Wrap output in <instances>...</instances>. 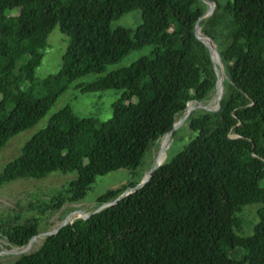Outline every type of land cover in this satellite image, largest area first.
I'll use <instances>...</instances> for the list:
<instances>
[{
	"label": "trees",
	"instance_id": "1",
	"mask_svg": "<svg viewBox=\"0 0 264 264\" xmlns=\"http://www.w3.org/2000/svg\"><path fill=\"white\" fill-rule=\"evenodd\" d=\"M206 8L200 0H0V148L34 126L73 80L152 47L129 66L76 85L81 92L121 89L109 119L61 108L4 165L0 184L75 171L45 204L58 209L83 199L95 176L138 166L186 104L214 89L209 51L193 30ZM133 9L141 13L136 28L111 27ZM198 25L223 66L220 107L188 114L195 135L147 182L9 264H264V0H215ZM55 26L67 45L60 69L40 81L47 93L36 97L31 83ZM140 178L105 191L97 205ZM254 203L257 220L244 233L239 213ZM0 231L23 247L38 226L33 220Z\"/></svg>",
	"mask_w": 264,
	"mask_h": 264
},
{
	"label": "rangeland",
	"instance_id": "2",
	"mask_svg": "<svg viewBox=\"0 0 264 264\" xmlns=\"http://www.w3.org/2000/svg\"><path fill=\"white\" fill-rule=\"evenodd\" d=\"M206 7L205 0H200ZM225 2L226 0H219ZM215 7V6H214ZM214 9V8H213ZM141 22V13L139 9H133L111 21V27H126L130 29L136 28ZM68 37L62 33L58 26H55L48 34L46 45L41 49L42 57L39 65L35 69V80L31 83L33 92L36 97L44 96L47 93L45 87L40 81L50 74L56 73L61 67V56L66 48ZM214 43V42H213ZM151 45H145L139 49L131 50L117 62L108 64L101 73H90L70 82L67 88L57 97L56 101L47 110L42 118L32 126L18 134L12 136L0 148V171L4 165L11 159L15 158L21 152L24 142L38 129L44 127L49 117L65 106H69L72 111L83 117H93L99 121H105L112 116V103L115 102L121 93V89H106L90 92H81L76 87L79 83H89L99 77L105 76L109 72L129 66L139 57L150 55ZM26 56L18 61V65L24 62ZM225 75H223V79ZM29 85L26 83L25 86ZM223 86V85H222ZM215 88L209 93L207 98L202 102L190 101L194 105L189 113L195 111H212L205 109L206 107H218V101L215 99ZM212 108V109H213ZM184 111L176 115L179 120ZM187 118L175 129L176 136L170 139L168 148L164 151L165 158L171 157L195 135L186 126ZM174 129V130H175ZM164 136L160 137L149 146L144 152L141 162L136 167H122L109 171L102 175H97L90 184L83 199L77 202H64L58 209H50L45 204L50 201L54 195L61 192L69 180L76 176L75 171L62 173L61 171H53L44 178H17L15 180L0 184V227H7L15 223H23L36 220L38 232L54 230L62 220L67 216V222L81 217L79 210L85 214L91 213L97 205V197L109 189L119 187L128 181H137L142 179L149 172V169L157 155V150ZM161 140V141H160ZM163 160V161H164ZM257 203L247 205L239 213L241 219V229L244 233L251 231V226L257 220L256 209ZM43 234L37 235L30 249L27 252L38 248L41 243ZM23 247L14 246L7 241L0 231V263L9 264L13 262L21 253Z\"/></svg>",
	"mask_w": 264,
	"mask_h": 264
},
{
	"label": "water",
	"instance_id": "3",
	"mask_svg": "<svg viewBox=\"0 0 264 264\" xmlns=\"http://www.w3.org/2000/svg\"><path fill=\"white\" fill-rule=\"evenodd\" d=\"M215 6V0H210L209 1V4L207 6V8L205 9V11L200 15V17L198 18V20L195 22L194 26H193V30H194V33H195V36L207 47L208 51H209V54H210V58L212 60V64H213V68H214V71H215V75H216V79H215V85H214V88H215V99L218 101V107L217 108H213L211 109L212 111H215L217 110L219 107H220V96H221V93H222V89H223V86H222V81L220 82V77H223L224 75V70H223V66H222V63L220 61V58H219V54H218V51L212 41L211 38L203 35L199 29V20L203 17H206L208 16L213 8ZM211 9V11L209 12V10ZM212 44V46H210V43ZM214 52L217 53V56H218V59H215L214 57ZM188 104L189 102L186 104L185 108L188 107ZM199 107L203 106L204 108L206 107V105H198ZM192 108H194L195 106L194 105H191ZM206 109V108H205ZM208 110V109H207ZM174 123L171 127V129L166 133L164 134V142H161L160 145H159V148L157 150V155L149 169V172L146 176H144L142 179H140L138 181V183H136V185L134 187H127L121 194L118 198H115L113 200H109V201H106V202H103L101 204H99L91 213L89 214H85L83 211L79 210V213L81 214V218H87L90 214L100 210L101 208L103 207H106L108 205H111L113 203H115L119 198L125 196L129 191H131L133 188H136V187H139L141 186L142 184H144L145 182H147L150 177L152 176V173L153 171L156 169L157 166H159L161 163H158L157 164V159H158V156L163 152V149H164V143L167 142V140L171 139V135H172V132L174 131ZM68 216V215H67ZM67 216L62 220V222L54 229V230H51V231H46V232H43V233H39L37 232L35 235H33L27 242V244L24 246V248L22 250H20V253H24V252H27L32 243H33V240L34 238L39 235V234H43L44 236L46 235H50V234H53L55 232L58 231L59 228H61L63 225H65L67 223ZM71 222V221H69Z\"/></svg>",
	"mask_w": 264,
	"mask_h": 264
},
{
	"label": "bare ground",
	"instance_id": "4",
	"mask_svg": "<svg viewBox=\"0 0 264 264\" xmlns=\"http://www.w3.org/2000/svg\"><path fill=\"white\" fill-rule=\"evenodd\" d=\"M206 2H207V4H209V1L210 0H205ZM211 11V9L209 10V12ZM210 43V46H212V44H211V42H209ZM214 58L215 59H218V56H217V53L216 52H214ZM223 80V77H220V82ZM191 105L192 104H188V107L187 108H185V111H184V114H183V116L179 119V120H177V121H175L174 122V128H177L181 123H182V121H184L186 118H187V116H188V114H189V111L192 109V107H191ZM206 109H212L213 107H205ZM161 141V140H160ZM161 142H164V138L162 139V141ZM169 142H170V139L169 140H167V142L166 143H164V149H163V152L158 156V159H157V164L158 163H161V162H163V160H164V158H165V150L168 148V146H169ZM167 158V157H166Z\"/></svg>",
	"mask_w": 264,
	"mask_h": 264
}]
</instances>
